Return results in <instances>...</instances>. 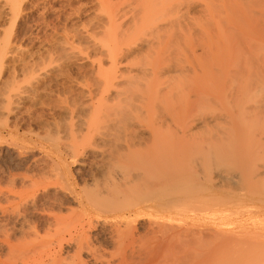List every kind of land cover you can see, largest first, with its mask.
Returning a JSON list of instances; mask_svg holds the SVG:
<instances>
[{
	"label": "rangeland",
	"instance_id": "374dc122",
	"mask_svg": "<svg viewBox=\"0 0 264 264\" xmlns=\"http://www.w3.org/2000/svg\"><path fill=\"white\" fill-rule=\"evenodd\" d=\"M0 1L1 3L3 2L2 0ZM17 1H19V3L16 2V5L19 6L20 12L17 14V20L14 23V25L12 22H9L10 24L9 23L7 24V22L9 21L8 20L9 16H7L8 14L6 15L8 19L4 16L5 13L3 12L5 11L2 12L3 14L1 13L2 18L0 17V34L1 35L3 34L7 35V33L9 34L5 40H8L9 42H11V44L9 43L8 46H9V50L10 48L12 50V51L10 50L9 52L10 54L8 53L7 56L3 58V60L1 59V63H0L2 64L0 65V90H2L0 91V99H1L0 107L1 105H4V109L2 108L3 110L0 108L1 110L0 111V264H8L7 260L8 261L10 260L11 262V260H13L12 256L16 254L14 253L11 256L8 250L9 245L7 243L15 244V241L17 240H19L20 242H23V241L25 242V240L26 241L28 240L29 236H30L29 238L30 240L31 238H33V236H31L32 234L30 233L32 230H29V228L31 229V227L34 225L38 227L37 230L39 231V235L40 236L44 235L43 234L44 232L42 233L41 230L45 231L47 229L46 228L48 225L47 220L48 219L50 220V216L48 218V216H46L47 214L49 215L51 212L53 211L56 212L57 210H59L57 212H62L60 214H65L68 212V208H70V205L72 208H76V206L78 205L77 202L72 198L71 194L69 193L68 188L63 187L65 183H66V186H68L67 179L69 180V182L74 183L75 186L79 189V188L84 187L85 185L87 186L89 184V181H91V184H89V186L92 185L94 182L92 181L93 176L98 175L99 172H97V169L95 170L96 165H94V162H95L94 159L99 157V154H98L99 150L100 148L103 147V145H105V143L103 144L104 141H100V140H104V138L106 137L105 132L106 133L108 132V129L106 127H109V126H106L108 124L102 125L103 123L102 121L104 119L105 121L104 123H108V122L110 123V120L108 121V119L106 122L105 115H103L105 116L104 118L102 117V114H98L97 108L94 106L101 98V95L103 94V93L101 94L102 90L103 89L105 90L107 88V86H105L104 79L105 80L110 79V73H109L110 71L108 70H111V65H110L109 60L103 56V51H105L106 47H110L114 49L118 48L121 45V42L124 40L123 38H125V37H122L121 35H117L113 37L110 34L106 35V33L100 32V30L97 31L96 29H94V31L92 30L90 31V29H93V27L95 26L94 24H96V22L99 21L98 18H100V20H103L106 18V15H108L107 10H109V8H111L112 6L113 7H125L126 6L125 3L127 2V0H107L105 1L102 9H100L99 0H23V1L17 0ZM13 2L14 1H12V3ZM164 2H165V5L169 3L170 4L168 6L172 5V10L170 11V13H169V10L164 9L167 6V5L166 6L164 5ZM163 6L165 7L163 8ZM4 10L9 11L8 5L7 7L4 8ZM166 12L171 16V18L170 17L166 18L167 16H169L167 15ZM121 13L122 11L119 13V15ZM130 16L131 14L127 13L125 16L119 17L118 21L120 20L128 21L130 20ZM157 16H159V20H160L159 23H161L162 26L165 24L164 21L166 22L167 19H169L173 23V24L171 23L173 25V26L171 25L172 29L169 28L171 31L167 29L168 32L173 33V35L167 34L168 33L167 31L166 33H163V34H166L165 36L169 35L170 38L171 36H174V38L172 37L174 39V41L172 42L173 44L172 48L169 50L162 49L164 50V52L162 53V50H161L158 60H152V59L142 60L138 63H134V65L130 63L128 64L126 63V60H123L121 63H118L116 65L114 70L118 69L119 71L117 70V72H120V73L125 72L126 74L128 73L127 74L128 78L129 77L133 78V75H135L134 78H136L137 76L139 77L138 74H140L141 76L142 75L146 76L145 78L141 77L142 78L141 80L142 81L144 80L145 82H147L146 84L149 85L148 87L150 88L147 87L146 89H149L150 92H153L155 95L157 94L156 96L158 97V101L160 102V104H163V101H162L163 97L164 99H168L166 101H168L169 105L171 103L173 104L174 113L171 114V117L173 116L174 118L172 117V119L173 120L175 119L176 121L174 120V124H173L172 123L173 120L168 119L169 123L173 124L172 125L173 127H175L176 125L175 122H177L178 124L179 120L181 121L182 116H184V113L181 110V105L184 103V101H186L187 98L189 97H190L189 100L191 99L190 100L191 103H192V100L195 101L194 99L196 97L194 96V92H196L195 89H199V91L202 90L205 94L209 95L210 99L207 101H204V102L203 100H200L202 102L198 100L195 102L193 101L194 106L192 107L190 111L187 112V113L192 112L195 115L194 117H196V120L192 122L193 124L191 123L192 130L194 131L195 134H197V132L199 131L198 133L201 137L200 138L199 135H196V137L192 138L194 141L190 138V139H187L188 142L190 140H192V142H195V141L198 142L199 139L201 142V140L207 139L208 137H210V134L207 133L208 134L207 138L205 134H203L204 132H206L207 129H209L212 126H214L213 127L214 129H215V126H217V129L218 127L219 129H221L223 126L227 127L228 124L226 123L228 122L232 123L229 118V113L230 112L238 113L239 111L243 110L241 111L242 114L240 118L238 119V121L235 123V126L238 125L239 127L238 129L243 132L244 136L242 138L239 137L238 139V136H240V133H241V132H238L239 134L238 136H236V138L239 143L241 142V144H242V141H244V144L247 145V149L246 148L241 149L243 144L242 146L240 145L241 148L238 154V150L234 151L231 148L232 152H230L229 150L228 152L230 153L228 154H231V153L232 154L228 155V157L231 156V158H236L238 156V158L241 159L245 156L243 154H246V157H248L250 161H247L246 157H244V160H245L244 163L246 161H247L246 163L251 162L250 166L245 163L247 165V168L249 167L248 168L249 170L253 168L255 170L260 168L259 169L260 172L263 171L264 169L262 166L264 165V131H263L264 130V0H171L168 3H167V0L166 1L161 0V9L158 11ZM91 23H93L92 24L93 26L91 25ZM11 24L13 26H11L12 28L10 30ZM166 25L167 24H165V27L164 26L163 27L161 26V27L166 28ZM95 31L96 33L90 37L91 32H95ZM4 32H7V33H4ZM161 32H164V31H161ZM1 38L2 40H4L3 36H1ZM1 38H0V41H1ZM102 44L104 45V47H102ZM100 57L103 59L101 60V66H100L101 69L99 68V58ZM196 58H199V59L197 60ZM141 70H143L142 73H140ZM238 70L239 72L240 71L245 72L248 78L245 76V73H243L244 75L240 77L241 73H239L240 76L238 73H236L238 72ZM234 74L235 75L237 74L238 76L237 75L235 76ZM34 75H36V77H34ZM103 75L104 77H102ZM31 76H32V79L34 78L33 80L38 81L39 84H36L37 83L36 81L33 83V80L30 79ZM37 76H38V79H35L37 78ZM128 78L126 76V78L124 77L123 80L126 81V79ZM240 78L241 79L247 78L246 80L245 79L244 80L248 81L249 79L250 83L249 82L243 83L242 82L243 80L240 81ZM251 78L252 80L250 81ZM29 79L32 81L30 82L31 84H33V86L29 85L30 82L28 84ZM92 80H96V81H92ZM97 80L98 81L101 80L100 81V83L102 82L101 83L102 85L100 84L101 87L99 86V84H97ZM116 80L119 81L117 82L118 85L123 82V84L122 85L120 84V85L126 88L128 84H132V85L134 84L133 82H129L128 80H127L128 82L127 84L125 81H122V79L120 78H116ZM136 81H135V84H137ZM142 81L139 83V86L140 85L143 86V84L145 85V82L143 81L144 82L143 83ZM222 81H224V83ZM225 81L227 82L225 83ZM220 83L224 84V86L223 85H222L223 87L220 86ZM91 84L93 88L90 87ZM34 85L37 86L36 88L37 91H35L36 89ZM97 85L100 87V89ZM120 85L118 86L119 88H121ZM103 86H105V88H103ZM133 86H130L128 88L133 87L131 88V90L137 88L136 85H133ZM139 86H138L139 90L135 89L133 91H137V90L140 91ZM29 87L31 89H29ZM109 88L110 90L113 89L114 91L111 90L112 92L111 91L109 92ZM109 88L106 89V93L110 96H107L106 93L104 92L105 93L103 94L104 98L102 97V100H105L107 104L104 101L100 100L104 102L103 104L104 106L99 105L98 108L104 109L105 106H110V104L115 103L112 100V97L115 96L116 85L114 86L111 85L109 86ZM126 88H122V91L121 90L119 91L123 92L124 91L123 89H126ZM143 88L144 90L142 91L144 92V94L149 93L148 90L145 89V87ZM17 89L18 91H16ZM20 89L22 90L27 89V91L25 92L22 91V93L24 92L25 94L23 93V96H21L22 98L20 97L21 99L17 98L18 95H16L18 94V92H20L19 91ZM38 89H39V92H38ZM87 89H89V91H87ZM82 91L84 92V94H82ZM239 91L240 93L242 92L241 95ZM1 92H3L2 94H5L7 96H9L10 94V97L11 95L13 96L15 95V99L14 97H11L12 101L15 100L16 102H19L20 100V102L16 104L9 102L11 103V105L7 104V107L9 106L8 107L9 110H8L6 108V101L4 98L5 95H1ZM6 93H9V94H6ZM13 93H16V94H13ZM86 93L88 94L87 96H86ZM111 93H113L114 95ZM90 94H92V96L94 94H97V95L95 96V98L94 96L93 97L91 96L90 98L88 97L90 96ZM236 94L237 96L240 97L239 101L245 100L244 102L241 101L242 105L238 106V104L235 103L234 95ZM24 95L26 99L25 98L23 99ZM230 95H232L231 98H230ZM27 97L29 98V100L27 99ZM32 97H34L35 99ZM241 97L243 98L241 99ZM3 99H4L3 102H5V104L2 103ZM219 99H220V102H223L222 99L223 100L225 99L226 101L224 100V102L220 104ZM231 99L233 100L230 101ZM81 100L87 101L89 103L82 102ZM68 104L69 105L71 104V106L77 107L75 108V110L77 109L76 110L77 116L74 115L75 111L73 107L68 106ZM89 104L91 106V107L89 106L91 109L88 108L89 110L87 111V108L85 107H88ZM227 104H229L230 106H228ZM66 106L69 109H67ZM80 106H83L84 108L83 109L81 107V110L83 109L82 112H80L81 111ZM243 106H245L244 107L245 109H243ZM70 107L74 111V112L70 111L71 115L69 111H67V110H70ZM94 107L96 108L95 110L96 115L95 114L94 115L97 116L96 117L97 119L94 118L95 116L93 115ZM215 107H216V110L214 109ZM218 108L220 109V112H218L219 111ZM78 110H80L79 115H78ZM215 112L219 113V116L214 120L211 116ZM86 113H87V116H86ZM133 113L136 114V111ZM137 113H138V110H137ZM82 114H84V116ZM88 115L91 118L92 116H94L93 118L95 119V121L93 118H92L93 120H91ZM70 116L72 118H74L75 116V118L70 119ZM101 117L103 119H101ZM203 117L204 118L206 117V119L204 120ZM210 117L213 119L212 121ZM98 119L102 120L101 122L99 120L100 124H98L99 122H96L98 121ZM70 120H72L71 122L75 121L73 123L74 125L76 124L82 125V126H78V128L84 127V129L82 128L80 131L76 129L75 127H72L74 125L72 124L71 126L69 124ZM170 120H172V122H170ZM85 121H87L88 123L93 122L94 126L90 125L91 128L90 126L88 128V129H91L89 130L90 132L87 130V127L85 128V126H88V124H85ZM144 121L149 122V118L146 117ZM163 121L164 122H160V123L166 124L165 120ZM83 123L85 124V126ZM206 123H208L207 126L205 125ZM165 124H163V126H165ZM209 124L211 126L208 127ZM57 125L58 127L60 126L59 127L60 129L57 127ZM99 125H102L100 126V128L103 127L104 130L99 129L97 131L96 129V132H94L95 126L97 128V126ZM51 126L52 127L56 126V127L51 128ZM66 126L72 127L73 130L75 129L76 131V132L72 131V128H71L70 131H72V133L68 131L70 136L71 134L74 135L73 133L76 134L77 131H79L78 132L79 136L78 134H76L78 136V138L76 139V142L77 143L80 142V146L83 145V144L81 145V143H85L84 146H86V143H87V147L92 144L91 146H89L90 148L89 147L84 148L85 152L79 155L77 157L78 159L76 160L72 159V157L70 158L69 155L70 154L72 155L70 150L71 151L74 150L72 147H75V148L78 147V146L77 147L74 146L75 143L71 142L77 136L74 135V139H72L71 137L70 142L73 144V146L71 147V143L69 142L70 136L67 135V130H66V128L68 130L69 128ZM92 126L94 127V129ZM247 128H251V129H247ZM85 129L86 131H84ZM252 129L254 130L253 132L254 135H252V131H250ZM100 130L105 131L104 135H103V132H102V136L97 135ZM82 131L85 133H82ZM92 132L96 134L94 135ZM250 132H251V135H249ZM58 133L60 135H58ZM61 133L64 134L65 138L63 137ZM81 134H82V137L80 136ZM83 134L84 135L88 134L90 135V137L92 135L93 137L89 139L87 135V137L85 136V138H88L89 140L84 139ZM96 135L98 136L99 139L100 137L101 138L103 137V139L98 140V138H95L97 137ZM56 136L59 138L61 144L58 141V138ZM175 136H177V138L174 137L175 140L177 139V141H181V139L178 138L179 134ZM245 137L247 138L248 141L254 140L253 142L251 141V144L249 143L252 148H249V144L246 141ZM66 139H69V140H66ZM94 139L97 141L95 142ZM257 139H259L258 142H257ZM62 140L65 142L67 141V144H65V142L64 144L66 146L68 145L67 148H69V144H70V147L72 149L66 150L67 148L65 147V145L61 147L63 145ZM184 141L182 140V142H184V145L182 142H180L182 143L183 146H185V144L187 143L186 140ZM55 142L57 145L55 144ZM200 142L198 143L200 144ZM234 142H237V141L235 140ZM96 143L99 144L100 147ZM175 144L177 148H181V150L182 149L184 150V151L183 150L181 151L176 148L180 152H185V150L190 148V147L189 148L187 147L189 143L186 146L187 149L182 148L183 146L180 147L179 145H177V143ZM193 144L195 145L196 143H193ZM53 145L55 148L53 147ZM80 146L78 147V149H82L83 146L82 147ZM228 146L232 147L231 144L230 145L228 144ZM60 147L63 148L64 150L63 149L60 150L61 149ZM96 147L98 148L97 152H96L97 150ZM55 149L58 152L55 151ZM246 150L248 151L249 154L247 153ZM190 151L188 154H190ZM65 152L68 154H65ZM241 152L242 154L240 155ZM249 155L251 156L249 157ZM260 163L262 165L259 167ZM58 164L62 167L60 168ZM251 164L254 167H252ZM53 165H57V167H59V170L63 171L62 173L64 172L67 173L66 179L58 180L60 181V183L58 182V184H55L54 186L52 185V183L54 182L53 180H49V179L46 180L43 178L44 176L48 174L50 175V173L55 172L54 170L56 169L58 170V168L53 167ZM62 168L64 169L62 170ZM45 170L47 172L48 170H51V171L47 173ZM93 173L94 175H92ZM38 175L40 176V178ZM33 178L35 182L33 181ZM42 178L44 179V181ZM37 179H39L38 180L39 183L41 182L40 184L42 187L38 186L40 184L36 182ZM42 181L47 182V183H42ZM32 182H34L33 184H38L37 186L38 188L39 187L40 188L36 189L35 187H33V189L31 190L32 184L30 183ZM55 183L57 182L55 181ZM59 184L60 185L63 184V185L60 186ZM45 185H47V187H45ZM61 187L63 190H61ZM26 189H29L28 192L25 191ZM35 193H36V197H35ZM258 195L261 197H264V182H261L260 184ZM56 199L60 200V202L57 201ZM70 199L73 201H71ZM14 200L17 203L19 201V203L17 204L16 202H14ZM51 201L53 204L51 203ZM49 205L51 208H49ZM72 205L75 207H73ZM251 205L249 204V205L244 206V208H241L243 207L242 205L235 206L233 204H228V205L225 204V205H222L223 206L222 208L219 207L222 212L218 210L216 213L213 212L209 216L206 213L207 211L201 212L200 214V212L198 211L192 213L189 210L187 211L185 210L186 212L182 211V213L181 211H179V214L177 215L174 214L175 213L174 212L173 216H176L175 217L176 220L174 219L171 223L175 222L173 224L175 225V230L176 228L178 229V227L179 228L183 227L184 230L185 229L192 230L194 228L193 231H195L196 229L198 231L200 229L201 232L204 231L207 234L210 231L211 233L209 234L211 235L213 234L215 227H216V230H219V231L227 230L226 231L227 233L233 230L232 234H234V238L235 237L237 238L238 235H240L237 239H240V238L245 239L247 237V239L249 238L250 240H253L254 239L252 237V234H253V236L256 235L255 237L256 239H254L253 241L246 242V243L244 242L237 243L235 242L236 240L232 238L234 240L232 243V241L229 240L230 238L228 236L231 233H228L225 237L223 236L224 239L228 238L227 241L226 240L223 241L224 243L226 242L224 245H222V243L220 244L221 240L218 241L219 242L218 246H216V243L213 242V245L216 246L214 247V249H217V253L214 250L213 251L217 255L215 254V257H213L214 259H212V256L214 255L212 250H210L211 252L208 253V255H211V260L214 261L212 263L211 260L205 259L206 256L204 258L201 256L199 258H194L190 256L189 252L185 251L187 249L183 248L184 242H186L185 241L186 238H184L183 242H182L183 238L178 239L177 238L178 230H176L177 232V234L175 235L176 243L173 242L174 240L172 241V243L174 244L175 247L179 246L180 244L179 246L180 249L182 247L181 249L182 251H180L181 254L176 251L173 252L174 250H172L171 252L170 251L168 252L169 253L173 252L175 255L180 254L181 258L185 256L182 261L180 260L181 258L178 259L181 261L182 264H199L200 262L202 264H211V263L212 264H217V263L218 264H235L236 260L238 261L236 262V264H241V262H243L242 264H259L261 260L259 261L256 260L258 257L256 258L254 255L258 254V251H260L262 247H264V240L260 239L262 235H264V224H263L264 223V207L262 206L259 207L260 205H258V203L257 204L251 203ZM13 206L15 207L12 208ZM246 207L250 211H247ZM18 208H19V211H17ZM13 209H15L16 211ZM254 212H256V214ZM18 213L20 214V216ZM194 213H196L197 216L198 215L199 216L196 217V214ZM21 214L23 216L22 218H21ZM257 215L259 216L257 217ZM212 216H215V217H212ZM148 218H149L148 216L140 217L139 220H137V223L135 222L133 224L137 226L136 230L139 236L145 237L146 235L147 239H145L144 237H141L143 239V241L141 240V243L143 242L146 243L147 241H149V243L148 242L147 244L143 243V245L141 243H137L138 245L140 244L139 245L140 247L142 245L141 249L140 247L136 248L135 253L134 251H132V254H131V249L127 250L128 253L126 252V254L131 255V256L129 255L128 257L131 258L135 263L139 259L141 260L146 256L145 257L146 259L145 260L143 259L141 261L139 260L137 262L138 264H143L144 262L147 263L149 259L151 261L161 260L163 258L162 255L166 253V250L171 249L169 247L173 246L171 245L168 248H164L172 240V236L170 235L171 238L169 236L170 239H168V236H163V235L164 233L166 235V232L168 233V231L171 230V228H169V230L166 228L168 231L167 230L165 231V228H163L162 232L165 231L163 234H160V231H157V233H154V234L150 233L151 228L153 227L150 222L154 221V219L153 218L148 219ZM246 219L247 220L249 219V222H247L248 224L245 223V221H247ZM239 221L247 225H244L243 223L242 225ZM252 221L253 223H251ZM202 222L205 224V226ZM238 222L242 226L239 225ZM259 225L262 227V230ZM147 226L150 228H148ZM252 226H255L254 230L256 229L257 231H254L253 228H251ZM105 227L107 226H104V227L102 226L101 228L99 227V229L93 231L92 234L97 239V240H94L96 241L94 243L97 246L99 245L98 243L102 244V247H103L102 249L106 252V255H108L109 253H114V251H116V247L113 245L112 240H110L111 237L109 236L110 233L107 230L108 227L107 228ZM244 228L246 230H244ZM250 228L252 229L251 230L252 232L250 231ZM21 229H22V232H21ZM139 229L142 231H140ZM247 229H249V231ZM24 230L28 234H26ZM225 231L224 233H226ZM242 231L244 234L242 233ZM170 232L171 231H169V234H171ZM176 232H174L173 234H175ZM206 233L202 232L203 236L211 237V235L209 234L207 236ZM249 234L251 235V237L249 236ZM259 235H260V238L257 237ZM139 236H138V239H139ZM162 236L164 238H162ZM190 236L192 235H189L188 237ZM166 237L168 240L166 239ZM210 237L206 239L209 242H212L211 238L213 237L211 238ZM152 238H154V240ZM157 238L160 240H156ZM190 238H191L190 242H193V243H188V244L185 243V244L192 246L198 243L196 236L195 238L193 236ZM262 238H264V236ZM12 239L14 240V242L12 241ZM178 240H180L181 242ZM150 241L152 244L150 243ZM155 241L158 244L159 242H161V244H159L158 246V244ZM163 241L165 242V244L163 243ZM194 241L197 243H195ZM18 242L16 243L18 244ZM139 242H140V239H139ZM148 244L149 246H147ZM162 244L163 246L164 245L165 246L162 247ZM154 248L156 249V252ZM138 249L139 251H136ZM159 249L162 250L161 254H160ZM67 250H69V248ZM152 252L154 254L156 253L157 255L156 254L154 255ZM182 252L183 253L185 252L184 253L185 255ZM211 253H213V255ZM64 254L62 255L66 257L67 253H64ZM136 254H138L137 257H136ZM149 255H153V256L150 257ZM9 256L11 257V259H8L10 258ZM217 256L218 258L215 259ZM176 257L177 256H175V258ZM187 257L189 258V260ZM70 258L71 257H68L67 260L70 261L69 260ZM201 258H203L202 259L203 261L199 260ZM240 259H241V262H240ZM204 261H208V262H204ZM19 262L20 260L18 261V263ZM183 262H186V263H183Z\"/></svg>",
	"mask_w": 264,
	"mask_h": 264
},
{
	"label": "bare ground",
	"instance_id": "6f19581e",
	"mask_svg": "<svg viewBox=\"0 0 264 264\" xmlns=\"http://www.w3.org/2000/svg\"><path fill=\"white\" fill-rule=\"evenodd\" d=\"M2 1H3L2 3L0 1V17L3 13H5L4 16L7 19H8L7 16H9V19H8L9 21L7 22V24L9 22H12L14 25V23L17 20V14L20 12L19 6L16 5V2L19 3V1H17V0H2ZM12 1H14V2L12 3ZM105 1H107V0H99L100 9L103 8ZM162 1H164V0H162ZM169 1H171V0H167V3ZM125 4H126L125 7H113L112 6L111 8H109V10H107L108 15H106V18L103 20H100V18H98L99 21H97V22L95 21L96 22V24H94L95 26L93 27V29H90V31L91 30L94 31V29H96L97 31L100 30V32H104V33H106V35L110 34L113 37H115L117 35H121L122 37H125V38H123L124 40L121 42V45L118 48L114 49V48L106 47L105 51H103V56L109 60L110 65H111V70H108V71H110L109 72L110 73V79L105 80L103 78L105 81V86H107V88H109V86H111V85L112 86L116 85V89H115L116 93H115V96L112 97V100L115 103H112L113 102L112 101L111 102L112 104H110V106H105L104 109L98 108L99 105L102 106L105 102V100H102V97H103V94L106 93L107 88L104 90L103 88H105V86H103V88H102L103 90L101 92V94L102 93L103 94L101 95V98L99 99V101L102 100L104 102H102V101L99 102L97 100L98 101L97 103H99V104H97V103L95 105L93 104L97 108L98 114H102V117H104V118L106 116V119H105L106 122H107V119H108V121L110 120V123L109 122L104 123L105 121L101 117V119H103V121L101 119H98V121H96V122H99V120H100V122L102 121L104 123V124L102 123V125L108 124L106 126H109V127H106L108 129L107 133L105 131H101L103 129V127L100 128V126H102V125L97 126V128L95 126L94 132H96V129H97V131L99 129H101L100 130L101 132L99 131V133H101V134H99L97 132L98 133L97 135L102 136V132H103V135L105 132V136H106V137L104 136L105 137L104 140H100V139H103V137L102 138L100 137V139L98 138L97 135H96L97 137H95V138H98V140H100V141H104L103 144L105 143V145H103V147L100 148V150H99V153H98L99 157L94 159L95 160L94 165H96L95 170L97 169V172H99V173H98V175H94V173L92 174V175H94L93 179H92V181H94V182L92 185L89 186V184H91V181H89V184L87 185L88 187L85 185L86 187L84 186V187L79 188V189L75 186L74 183L69 182V180L67 179L68 182L67 181L66 182H67L68 186H66V183L64 182L65 185L63 187L68 188L69 193L71 194L72 198L77 202L78 205L76 206V208H72L70 205V208H68V212L65 214H60L62 212H57L59 210H57L56 212L52 210L53 212H51L49 215L47 214L46 216H48V218L50 216V220L46 219L48 222V225L46 227L47 229L45 230L46 232L41 230L42 233L44 232L43 233L44 235H42V236L39 235V231L37 230L38 227L34 225L31 227V229L29 228V230H32L30 234H32L31 236H33V238H31L30 240H29V238H30V236H29L28 240L27 241L25 240V242L24 241L20 242L19 240H17V241H15V244H13L12 242H11L12 244H9V243H7L8 242L7 241L6 243L9 245L8 250H9V253L11 254V256L14 253H16L14 256H12L13 260H11V262H10V260L9 261L7 260L8 257L6 258L8 264H19V263L20 264H136L140 259L135 263L131 258L128 257L130 254H126V252L128 253L127 250L131 249V254H132V251H134V253H135V249L140 247L139 246L140 244L138 245L137 243H141V240L143 241V239L141 237H144V236H139V234H137V230H136L137 226H135L133 224L135 222L137 223V220H139V218L143 217V216H148L149 218L154 219V221H151V219H150V221H151L150 223L153 226L151 228L150 233L154 234V233H157V231H160V234H163L167 229L169 230V228H171V230H169V231H171L170 232L171 234H169V231L167 230L168 233L166 232V235L164 233L163 236H168V239H170L172 236V240L166 245L167 247L165 245H164L165 246L164 247L163 244H162V247L168 248L171 245L174 246L172 241L174 240L173 242L176 243L175 242V240H176L175 235L177 234L176 230H178V234H177L178 237L177 236L176 237L178 239L183 238L182 242H183L184 238H186V240H185L186 242H184L183 248L187 249L185 251L189 252V255L194 257V258H199L200 256L204 258L206 256V258H205L206 260L207 259L211 260V255H208V253L211 252L210 250H212L213 253H214V251L217 253V249H214V247L219 245L218 241H220V240H221L220 244L222 243V245H224L226 242L224 243L223 241L224 240L227 241V239H228V238L224 239V237L228 233H231L228 236L230 238L229 240H231L232 243L234 240H236L235 242H237V243H240V242L246 243V242H250V241H253L254 239H256L255 238L256 235L253 236V234H252V237L254 239L251 238L253 240H250L249 238L247 239V237L245 239L244 238L243 239H241V238L237 239L240 235H238L237 238L236 237L234 238V234H232V232H233L232 229H230L232 231L227 233L226 232L227 230L226 231L225 230L219 231V230H216V227H215V230L213 231L212 235L209 234V233H211L210 231L208 233L209 235H211V237H213V238H211L204 231H202V232L206 233L208 237L203 236V234L199 228H198L199 229L198 231H197V229L195 231H193L194 228L192 230L191 229H185L184 230L183 227L182 228L178 227V229L176 228V230H175V225H173L175 222L171 223L176 217L173 215L179 214V211H181V213H182V211H185V210L186 211L189 210L192 213L198 211V212H200V214H201V212L207 211L206 213L209 216L213 212L216 213L218 210H220L219 207L222 208L223 207L222 205H225V204H227V205L233 204L235 206L236 205H240V206L242 205L243 207H241V208H244V206L249 205V204L251 205V203H253V204L258 203V205H260L259 207H261V206L264 207L263 206L264 205V197H261L258 195L260 184H261V182H264V180H263L264 179V170L261 172L259 170L260 169L259 167L262 165L261 163H260L259 167H257L259 169L255 170L253 168V169L249 170L248 169L249 167L247 168L246 164H248L250 166L251 162L246 163L247 161H250L249 158L246 157V154H243V155H245L244 157H246V159H247V161L245 162L246 164L244 163V161H245L244 157L241 159L238 158V156L236 158H231V156L228 157V155L232 154V153L228 154V153L232 152L231 148L234 151L238 150V154H239V151H240L242 144H243V146L241 149H243V148L247 149V145L244 144V141H242V144H241V142L239 143L237 138H236V136H238V134H239L238 132H241L240 136H238V139H239V137L242 138L244 136L243 132L238 129L239 128L238 125L236 124L237 126H235V123L240 118V116L242 114L241 111H243V110L239 111L238 113H236V112H230L229 113V118H230L232 123H230V122L226 123V124H228L227 127L223 126L221 129H219V127L217 129V126H215V129H216L215 130L213 128L214 126H212L209 129H207L208 131L206 130V132H204L203 134H205L206 138L208 137V134H210V137H208L207 139L201 140L202 143L200 142V139L198 141V142H200V144L197 141L192 142V140H193L192 138L196 137V135H199V133H198L199 131L198 132L196 131L197 134H195L194 131L192 130V124H193L192 122L194 120H196V117H194L195 115L192 112L187 113L194 106L193 105L194 100H192V103H191V101H190L191 99L189 100V98H190L189 97V98H187L186 101H184V103L181 105V110L184 113V116H182L181 121L179 120L180 123L178 122V124H177V122H175L176 125H175V127H173L172 125L174 124V120H175V119L174 120L172 119L173 116L171 117V114L174 113L173 104L171 103L169 105L168 101H166L168 99H164V97L162 98L163 104H160V102L158 101V97L156 96L157 94L155 95L153 92H150L149 89H146L149 85H147L146 84L147 82H145L144 80L143 81L145 82V85L143 84V86L142 85L139 86V83L142 81L141 77L145 78L146 76H144V75L141 76L140 74H138L139 77L137 76L136 78H134L135 75H133V78H130V77L128 78V75H127L128 73L126 74L125 72H123V73L117 72L118 69L114 70L116 65L118 63H121L123 60H126V63H128V64L130 63L133 65H134V63H138L142 60H150V59L158 60L161 50L162 49H165V50L171 49L172 45H173L172 42L174 41V39H173L174 36H171V38H170L169 35L165 36L166 34H163V33H166V31L168 32L167 29H169V28L172 29V26H173L172 21H170L169 19H167V21H166L167 23L164 21V23L167 24L166 28H162L163 26L165 27V24L162 26V24L159 23L160 20H159V16H157V13L161 9V0H127V2ZM169 4H166L167 5L166 6L165 2H164V5L166 6V8H164L165 6H163V8L165 10H169V13H170V11L172 10V5L168 6ZM7 5H8L9 11L4 10V8L7 7ZM3 11H5V12H3ZM121 11H122V13L119 15V13ZM127 13L131 14L130 20L118 21L119 17L125 16ZM167 15H169V14L167 13ZM169 17L171 18L170 15L167 16L166 18H169ZM125 23H127V24H125ZM92 24L93 23H91V25ZM13 25L12 24L10 25V30L12 28L11 26H13ZM7 31H8V29H7ZM161 31H164V32H161ZM4 33H7V32H4ZM95 33H96V31L91 32L90 37L92 35H94ZM167 34L173 35V33H171V32H168ZM8 35H9L8 33H7V35H4V34L1 35V36H3L4 40H2V38L0 36V38H1V41H0V63H1V59L3 60V58L6 57L7 54L11 50V48L9 50V46H8L9 43L11 44V42H9L8 40H5ZM4 36H5V38H4ZM102 47H104L103 44H102ZM163 52H164V50H162V53ZM101 57L99 58V68L100 69H101V67H100L101 66V60H103L102 59L103 57L102 58ZM106 58H104V59H106ZM196 59L198 60L199 58H196ZM236 63H237V61H236ZM0 65H2V64H0ZM239 67H237V68H239ZM239 69H241V68H239ZM142 72H143V70H141L140 73H142ZM236 73H238V74L241 73V76H240V74H239V76L242 77V75H244L243 73H245V72H241V71L239 72V70H238V72H236ZM126 76L128 79H126V81H125L123 79H124V77L126 78ZM230 76H231V74H230ZM245 76H246V73H245ZM34 77H36V75H34ZM102 77H104V75ZM246 77L248 78V76H246ZM116 78L122 79V81H125L127 84H128L127 80L129 82H133L134 83L133 85H136V87H137L135 89H138V86H139L140 91H138L139 89L137 91H133L135 89L131 90V88L134 87L132 84H128V86L126 84L127 88L124 86L122 87L121 85L123 84V82L121 80L120 81L122 83H120L121 85L119 84L121 86V88H119L118 87L119 85L117 84V82H119V81H117ZM30 79H32V76L30 77ZM30 79L28 81V84L31 81ZM35 79H38V76ZM244 79L245 78H243V79L240 78V81L243 80L242 81L243 83L249 82V79H248V81H245L246 79L245 80ZM98 80H97V84H99V86H100V84L102 82L100 83L101 80L100 81H98ZM138 80H139V82H138ZM251 80H252V78L250 79V81ZM35 81L33 80V83ZM92 81H96V80H92ZM135 81L137 84H135ZM31 82L29 85L33 86V84H31ZM36 82H37L36 84H39L38 81H36ZM222 82L224 83V81H222ZM226 82L227 81H225V83ZM103 84H104V82H103ZM124 85H125V83H124ZM222 85L224 86V84L220 83V86H222ZM130 86H133V87L128 88ZM141 86H142V88L145 87V89L148 90L149 93L144 94V92L142 91V90H144V88L142 89ZM90 87L93 88L92 84ZM100 87H99V89H100ZM32 88H34V87H32ZM36 88H37V86H35V89ZM118 88L121 91H122V88H126V89H123L124 91L121 92L118 90ZM148 88H150V87H148ZM29 89H31V88L29 87ZM35 89H33V90H35ZM111 90L114 91L113 89H111ZM111 90L109 88V92ZM195 90H196V92H194V96H196L194 98L195 101L203 100V102H204V101H207L210 99L209 95L205 94L202 90L201 91H199V89H195ZM0 91H2V90H0ZM16 91H18V89ZM19 91L20 92H18V94L13 93V94L18 95V97L16 96L17 98H20L21 96H23V93L25 91H27V89L26 90L20 89ZM22 91H24V92L22 93ZM35 91H37V89ZM87 91H89V89H87ZM98 91H100V90H98ZM3 92H1V95H5V94H2ZM31 92H33V91H31ZM38 92H39V89H38ZM195 93H196V95H195ZM239 93H240V91H239ZM241 93H240V95H241ZM6 94H9V93H6ZM82 94H84L83 91H82ZM92 94H90V96H88V97L91 98ZM111 94H113V93H111ZM87 95L88 94L86 93V96ZM96 95L97 94L93 95L94 98ZM106 95L110 96L107 93H106ZM26 96H27V94H26ZM231 96L232 95H230V98H231ZM242 96H243V94H242ZM11 97H14V99H15V95L14 96L11 95ZM11 97H10V94H9V96H7V95L4 96L5 101H6V108L8 110H9V108H8L9 106L7 107V104L11 105V103H9V102H12L14 104L20 102V100H19V102H16L15 100H14L15 102L12 101ZM82 97H84V96H82ZM88 97H86V98H88ZM234 97H235V103L238 104V106L242 105V102L245 101V100H243V101L241 100L242 102L239 101L240 97L237 96V94L234 95ZM17 98H16V100H17ZM24 98L26 99L25 95H24L23 99ZM32 98H34V97H32ZM242 98L243 97H241V99ZM27 99L29 100L28 97H27ZM226 99H227V97H226ZM233 99H231L230 101H232ZM224 100L222 99L223 102H224ZM3 101H4V99L2 100V103L5 104V102H3ZM91 101H93V100H91ZM82 102H87V101H82ZM200 102H202V101H200ZM219 102H220V99H219ZM223 102H220V104H222ZM78 103H76V104H78ZM87 103H89V102H87ZM71 104L70 105L68 104V106H71ZM227 105L230 106L229 104H227ZM89 106H90V104L88 105V107L84 106L85 108H87V111L89 110L88 108L91 107V106L90 107ZM71 107H73V109L75 111L74 115H76L77 109L75 110V108H77V107H74V106H71ZM71 107H70V110H67V109H69L68 107L66 109L67 111H69L70 115H71V112H74L73 109H71ZM81 107L83 108V106H80V110H81ZM95 107L93 110V115L94 114L96 115V113H95L96 108ZM244 107L245 106H243V109H245ZM0 108L4 109V105H1ZM214 109L216 110V107ZM80 110H78V115L80 114V112H82V110L81 111ZM133 110L136 111V114L133 113V112H135ZM137 110H138V113H137ZM218 112H220V109ZM87 113H86V116H87ZM82 115L84 116V114H82ZM103 115H105V116H103ZM175 115H176V113H175ZM94 116H92V118ZM218 116H219V113L215 112L211 117L215 120ZM89 117H87V118H89ZM96 117L97 116H95L94 118H96ZM146 117L149 118V122L144 121ZM71 118L72 117L70 116V119ZM74 118H75V116H74ZM74 118H72V119H74ZM92 118L90 117L91 120L94 119V118L93 119ZM212 118H211V121L213 120ZM168 119H172L173 122H172V120H170V122H172L173 124L169 123ZM199 119H200V117H199ZM205 119H206V117L204 118V120ZM163 120H165V122H166V124L163 123V124H165V126H163V124L160 123V122H164ZM166 120H168V121H166ZM71 121L72 120H70L69 124L72 126V124L75 121L74 122H71ZM94 121H95V119H94ZM86 122L87 121H85V124H88V126H85L84 123L83 124H84L85 128L87 127V130L89 131L91 129H88V128L90 125H93V122H90V123H88V122L86 123ZM100 122L98 124H100ZM207 124L208 123H206L205 125L207 126ZM226 124H224V125H226ZM51 125H52V123H51ZM76 125H74L72 127H75L76 129H78L80 131L82 128L84 129V127L78 128V126H82V125H79V124L77 126ZM209 126H211V125L209 124L208 127ZM54 127H56V126H54ZM54 127L51 126V128H54ZM57 127H58V125H57ZM66 127H68V126H66ZM72 127H68L69 130L66 128L68 136H70L68 131H70ZM90 128H91V126H90ZM93 129H94V127H93ZM247 129H251V128H247ZM61 130H62V128H61ZM63 131H65V130H63ZM72 131H75V129L73 130V128H72ZM72 131H70V132L72 133ZM84 131H86V129ZM250 131H252V135H254L253 134L254 130L252 129ZM57 132H55V133H57ZM78 132L79 131H77L76 134H78ZM248 132H249V130H248ZM82 133H85V132L82 131ZM73 134L76 135L75 133H73ZM178 134H179L178 138L181 139V141H177V139L176 140L174 139V137L177 138V136H175V135H178ZM58 135H60V134L58 133ZM62 135L64 137V134H62ZM74 135L71 134L70 140L69 139H66V140H69V142H70L71 137H72V139H74ZM87 135L85 134L83 136V138L88 139V138H85V136L87 137ZM92 135H91V137H93ZM249 135H251V132L249 133ZM42 136H44V135H42ZM78 136H79V134H78ZM78 136L74 139L75 141L74 140L71 141L72 143L76 144V145L74 144V146H76V147L80 146V142L79 143L76 142V139L78 138ZM80 136L82 137V134ZM88 137H89V139L91 138L90 135H88ZM199 137H200V135H199ZM190 138L192 140H190L188 142L187 139H190ZM54 139H56V138H54ZM254 139H255V137H254ZM182 140L187 141L185 146H183L185 141L182 142ZM235 140L237 142H234ZM258 140L259 139H257V142H258ZM58 141L60 142L59 138H58ZM94 141L96 142L97 140L94 139ZM175 141H177V142H175ZM246 141L248 142V144L249 143L251 144V141L253 142L254 140L248 141L246 138ZM62 142H63V145L61 147H63L65 144H67V141L65 142L62 140ZM64 142H65V144H64ZM180 142H182L183 145ZM72 143H71V147L73 146ZM88 143H89V141H88ZM175 143H177V145H179L180 147L183 146L182 148H186V149H187V147L188 148L190 147V148L185 150V152H180L177 149L181 150V148H177ZM188 143H189V145H188ZM193 143H196V144L194 145ZM55 144H56V142H55ZM60 144H61V142H60ZM228 144L229 145L231 144L232 147L228 146ZM250 144H249V148H252L250 146ZM81 145L83 146V147L80 146V147H82V149H78V147L77 148L72 147L74 150L73 151L70 150V152L72 153V155L70 154L71 156L69 155L70 158L72 157V159L76 160V159H78L77 157L79 155H81L83 152H85L84 148L87 147V143H86V146H84L85 143H81ZM91 145H89V146H91ZM97 145L99 146V144H97ZM235 146L238 147L239 149L236 148ZM53 147H54V145H53ZM65 147L67 148L68 145L67 146L65 145ZM71 147L69 144V148H67L66 150L72 149ZM223 147H225V148H223ZM98 148H97L96 152L98 151ZM62 149L63 148H61L60 150H62ZM224 149H226V150H224ZM92 150H93V148H92ZM229 150H230V152H228ZM55 151H57V150L55 149ZM186 151H187V153H186ZM189 151H190V154H188ZM224 151H225V153H224ZM247 153H248V151H247ZM60 154H62V153H60ZM65 154H68V153L65 152ZM241 154H242V152L240 153V155ZM233 156H234V154H233ZM250 156L251 155H249V157ZM227 161H229V162H227ZM72 163H71V165H72ZM75 163H77V162H75ZM251 166L254 167L252 164H251ZM53 167H57V165H53ZM61 167L62 166H60V168ZM262 167L264 169V165ZM57 168H58V170L57 169L54 170L55 172L50 173V175L44 174L48 177H46V176L43 177L41 175L46 180H48V179L53 180L54 184L51 181L53 186L55 184H58V182L60 183V181H58V180L66 179V177H67V173H65V172L62 173L63 171H60L59 167H57ZM63 169L64 168H62V170ZM51 170H48V172L46 170L45 171L47 173H49ZM38 176H37V178H38ZM39 178H40V176H39ZM44 179H43V181H44ZM38 180L39 179H37L36 182L39 183ZM29 181H30V179H29ZM33 181H34V178H33ZM43 181H42V183H47V182H43ZM55 181L57 183H55ZM34 182L30 183V184H32L31 190L33 189V187H35L37 189L38 186H41V184H40L41 182L39 183L40 185L33 184ZM61 182H63V181H61ZM62 185H60V186H62ZM81 185H83V184H81ZM45 187H47V185H45ZM28 190L29 189H26L25 191L28 192ZM61 190H63L62 187H61ZM35 197H36V193H35ZM26 198H28V197H26ZM18 199H19V197H18ZM57 201L60 202V200H57ZM71 201H73V200H71ZM14 202H16V201L14 200ZM18 203H19V201H18ZM51 203H52V201H51ZM14 207L15 206H13L12 208H14ZM73 207H75V206H73ZM254 207H255V205H254ZM49 208H51L50 205H49ZM15 209H13V210H15ZM246 209H247V207H246ZM22 210H23V208H22ZM17 211H19V208ZM247 211H250V210L247 209ZM45 212H46V210H45ZM220 212H222V211L220 210ZM236 213H238V212H236ZM254 213L256 214V212H254ZM194 214H196V213H194ZM202 214H204V213H202ZM251 214H253V213H251ZM19 216H20V214H19ZM198 216L196 214V217H198ZM215 216H217V215H215ZM215 216H212V217H215ZM258 216L259 215H257V217ZM22 217L23 216L21 214V218ZM183 217H185V216H183ZM26 220H24V221H26ZM239 222H238V224H239ZM247 222H249V219L247 221H245V223H247ZM181 223H183V222H181ZM245 223H243V224L244 225L248 224V223L247 224H245ZM251 223H253V221ZM241 224H239V225H241ZM146 225H147V223H146ZM102 226L108 227L107 230L110 233V235H109L111 237L110 240H112L113 245L116 247V251H114V253H109V254L107 253L108 255H106V252L102 249L103 248L102 244L98 243L99 245L97 246L94 243V242H96L94 240H97V239L92 234L93 231L98 230L99 227L101 228ZM204 226H205V224H204ZM219 226H221V225H219ZM107 227H105V228H107ZM254 227L255 226H252L251 228H253V230H254ZM148 228H150V227H148ZM148 228H147V230H148ZM163 228H165L164 232H162ZM196 228H197V226H196ZM217 228H218V226H217ZM245 228H244V230H246ZM251 228H250V231L252 230ZM260 228L262 230L261 226H260ZM43 229H45V228H43ZM222 229H224V228H222ZM240 229H239V231H240ZM8 230H10V229H8ZM147 230H145V231H147ZM247 230L249 231V229H247ZM140 231H142V230H140ZM224 231L226 233H224ZM254 231H257V230L255 229ZM21 232H22V229H21ZM21 232H19V233H21ZM105 232H107V231H105ZM174 232H176V233L173 234ZM25 233H26V231H25ZM242 233H243V231H242ZM26 234H28V233H26ZM137 235L139 236L140 242H139ZM189 235H192L194 238L196 236L198 243L194 241L197 244L192 245V246L187 245L188 243H193V242H190L191 241L190 237H192V236L188 237ZM260 235H262V234H260ZM260 235L257 237L260 238ZM163 236H162V238H164ZM169 236H170V238H169ZM236 236H237V234H236ZM249 236L251 237L250 234H249ZM263 236L264 235H262V237ZM173 237H174V239H173ZM205 237L206 238L210 237L212 239V242H209ZM262 237L260 239L264 240V238H262ZM144 238L147 239L146 235ZM152 239L154 240V238H152ZM152 239H150V240H152ZM166 239H167V237H166ZM166 239H164V240H166ZM156 240H160V239L157 238ZM213 240H215V241H213ZM12 241L14 242L13 239H12ZM178 241H180V240H178ZM178 241H177V243H178ZM192 241H193V239H192ZM16 242H18V244ZM147 242L149 243V241H147ZM147 242L146 243L143 242V243L147 244ZM213 242L216 243V246L213 245ZM143 243H141V244L143 245ZM150 243H151V241H150ZM156 243H154V244H156ZM163 243L165 244L164 241H163ZM166 243H167V241H166ZM185 243H187V244H185ZM159 244H161V242H159ZM159 244H158V246H159ZM182 244H181V246H182ZM142 245H141L140 249L142 248ZM147 246H149V244ZM173 246L169 247L171 249L166 250L165 254H163L164 252L162 253L164 256L162 255L163 258L160 257V258H162L161 260L151 261L149 259V261L147 263H145V262L144 263L145 264H182L181 261L185 257V256H183L182 258L180 257V254H181L180 251H182L181 250L182 247L180 249V247H179L180 244H179V246H176V247L175 246L173 247ZM68 248H69V250H67ZM175 248H176V250H175ZM177 248L179 251L177 250ZM144 249H146V248H144ZM160 249H159V251L161 254L162 250H160ZM172 250H174L173 252L176 251L180 254L175 255L173 252L172 253L168 252V251L171 252ZM136 251H139V249ZM144 251H146V250H144ZM155 252H156V249H155ZM64 253H67L66 257H64V255H65ZM143 253H145V252H143ZM213 253H211V254L213 255ZM216 253H214V255L212 256V259H214L213 257H215ZM62 254H64V255H62ZM118 254H119V256H118ZM138 254H139V252H138ZM138 254H136V257L138 256ZM167 254H169V255H167ZM149 256L152 257L153 255H149ZM175 256H177V257L175 258ZM186 256H188V255H186ZM254 256L256 258L257 257L260 258V259H258V258L256 259L258 261L261 260L259 264H264V247H262V249L260 251H258V254L254 255ZM68 257H71L69 259L70 261L67 260ZM116 257H117V259H116ZM145 257L143 258L144 260L146 259ZM156 257H158V256H156ZM160 258H158V259H160ZM203 258H201L199 260H202ZM217 258H218V256L215 259H217ZM8 259H11V257ZM18 259L20 260L19 263H18V261H19ZM143 259H141V260H143ZM178 259H180L181 261ZM241 259H240V262H241ZM153 260H155V259H153ZM188 260H189V258H188ZM211 261H212V263L214 262L213 260H211ZM211 261H210V263H211ZM204 262H208V261H204ZM236 262H238V261L236 260ZM236 262H235V264H236ZM183 263H186V262H183ZM189 263H190V261H189ZM242 263L243 262H241V264ZM199 264H202V263L200 262Z\"/></svg>",
	"mask_w": 264,
	"mask_h": 264
}]
</instances>
